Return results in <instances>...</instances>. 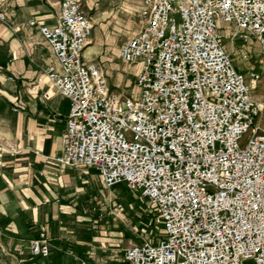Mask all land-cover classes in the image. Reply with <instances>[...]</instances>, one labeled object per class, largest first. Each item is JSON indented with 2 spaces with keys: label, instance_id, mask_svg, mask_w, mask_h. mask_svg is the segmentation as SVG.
Instances as JSON below:
<instances>
[{
  "label": "built area",
  "instance_id": "obj_1",
  "mask_svg": "<svg viewBox=\"0 0 264 264\" xmlns=\"http://www.w3.org/2000/svg\"><path fill=\"white\" fill-rule=\"evenodd\" d=\"M141 2L119 47L139 64L136 97L84 58L93 22L81 0H57L56 21L39 24L60 65L42 66L46 95L69 101L54 159L94 165L105 187L124 183L151 203L162 235L126 245L128 264H264V101L252 94L264 74V0ZM218 22L230 24L231 43L257 39L259 69L235 67ZM29 248L49 253L44 231Z\"/></svg>",
  "mask_w": 264,
  "mask_h": 264
},
{
  "label": "crops",
  "instance_id": "obj_2",
  "mask_svg": "<svg viewBox=\"0 0 264 264\" xmlns=\"http://www.w3.org/2000/svg\"><path fill=\"white\" fill-rule=\"evenodd\" d=\"M56 2L0 0V264L124 260L125 246H112V238L89 225L99 169L54 159L62 147L69 101L58 93L46 95L49 83L42 66L50 63L59 70L60 65L38 26L56 21ZM81 3L93 22L84 58L99 61L106 76L113 77L112 86L122 91L117 84L124 75L118 65L125 63L137 73L139 64L123 61L119 47L134 33L130 17L138 15L142 2ZM40 231L49 239L45 256L29 248Z\"/></svg>",
  "mask_w": 264,
  "mask_h": 264
},
{
  "label": "rangeland",
  "instance_id": "obj_3",
  "mask_svg": "<svg viewBox=\"0 0 264 264\" xmlns=\"http://www.w3.org/2000/svg\"><path fill=\"white\" fill-rule=\"evenodd\" d=\"M136 18L135 14L130 17L131 32H135L137 29ZM218 29L221 34L220 41L230 51L233 63L238 70L245 72L252 68L259 69L258 59L261 56V47L254 36L250 35L246 40L237 38L231 43L230 35L232 28L230 24L218 22ZM243 51L248 53L246 57L242 56ZM118 69L123 73L124 78L117 86H119L123 93L136 97L139 92L133 80V74L136 73V69L129 67L125 63L119 64ZM107 78L110 84L114 82L112 76L108 75ZM252 94L255 98L264 101V74L260 77L257 87L252 91ZM256 120L262 124L264 109L260 117H256ZM248 135L249 131L243 134L242 143ZM94 188L96 191L98 190V193L96 198L90 201V204L94 206H90L89 215L91 218L89 225H94L92 229L96 230L97 233L101 231L102 236L112 238V241L116 242L112 243V246L122 248L130 242L140 241L143 238L156 242L157 237L162 235L151 229V217L154 210L151 203L145 197H141L124 183L115 184L110 188L105 187L101 176L94 182ZM111 245L105 244V246ZM111 262H114L112 264H128L121 258L117 261L113 259L105 260L106 264H111Z\"/></svg>",
  "mask_w": 264,
  "mask_h": 264
},
{
  "label": "trees",
  "instance_id": "obj_4",
  "mask_svg": "<svg viewBox=\"0 0 264 264\" xmlns=\"http://www.w3.org/2000/svg\"><path fill=\"white\" fill-rule=\"evenodd\" d=\"M151 220H152V217H151ZM151 229L155 230V232H157V233H160V225L153 223L152 221H151Z\"/></svg>",
  "mask_w": 264,
  "mask_h": 264
}]
</instances>
